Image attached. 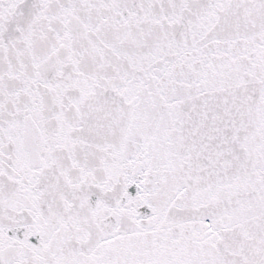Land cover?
<instances>
[{"label": "snow or ice", "instance_id": "obj_1", "mask_svg": "<svg viewBox=\"0 0 264 264\" xmlns=\"http://www.w3.org/2000/svg\"><path fill=\"white\" fill-rule=\"evenodd\" d=\"M0 264H264V0H0Z\"/></svg>", "mask_w": 264, "mask_h": 264}]
</instances>
